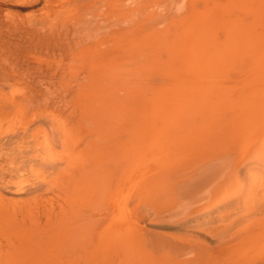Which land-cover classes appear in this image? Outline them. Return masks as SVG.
I'll return each instance as SVG.
<instances>
[{"label": "bare ground", "instance_id": "obj_1", "mask_svg": "<svg viewBox=\"0 0 264 264\" xmlns=\"http://www.w3.org/2000/svg\"><path fill=\"white\" fill-rule=\"evenodd\" d=\"M47 1L51 77L0 68L35 174L0 193V264H264V209L230 221L264 176V0Z\"/></svg>", "mask_w": 264, "mask_h": 264}, {"label": "rangeland", "instance_id": "obj_2", "mask_svg": "<svg viewBox=\"0 0 264 264\" xmlns=\"http://www.w3.org/2000/svg\"><path fill=\"white\" fill-rule=\"evenodd\" d=\"M45 8L49 12L45 11L46 10ZM49 9H51V2L48 3L47 0H0V48H1L0 49V68L1 69L5 68L6 70H9L10 72H13V71L15 72L17 70L19 71V72L18 71L15 72V73H17L16 74L17 75V81H18V84L20 85L19 86L20 90H24L25 86H26L25 88L35 90L36 89V82L38 80L50 78L51 73H52V64L51 63L57 62V60H58V59L56 60V58L54 60L53 58L58 57L59 52L63 48V46L60 45V43L58 42L57 36L54 37L51 34H49V31H48L49 28H46V27H45V29L43 28L44 31L42 28L39 29L40 26L46 25V22L41 21V19L44 18L45 15H46L45 18L50 15L48 17V19H52L54 17L52 14H50ZM40 16L42 18H40ZM37 17H39V18H37ZM39 19L42 22V24H44V25H42L41 22L38 21ZM28 21H31V22H28ZM27 22H28V24H27ZM32 22L36 23V24H33ZM24 24H26V25H24ZM9 25H10V27H9ZM38 25H40V26L37 29L36 26H38ZM14 28H16L17 31ZM58 28H59V25H58ZM34 29H36V30H34ZM10 30H13V33ZM37 30H39V31H37ZM45 31H47V32H45ZM38 34H40V35H38ZM47 34L50 35V37H52V39L51 38L46 39V37H49V36H47ZM40 37H43V39ZM38 38L41 42L38 41ZM45 39L47 41H49V39H50L51 41L47 42ZM52 41H53V43H52ZM37 43H38V45H37ZM44 43L46 46L44 45ZM51 44L53 45V48H52ZM39 45L42 47V49L40 48ZM16 46H18V48L20 46L21 49H18ZM48 46H51V47L47 48ZM15 47H16V50L14 49ZM22 47H24V48H22ZM27 48H29V49H27ZM36 48H38V49H36ZM23 49H24V51H23ZM26 49H27V51H26ZM40 49L41 50L45 49V50L40 52ZM63 50H64V48H63ZM34 51H36V52H34ZM48 51H50V52H48ZM18 52H20L21 54ZM27 52H28V54H27ZM37 52L38 53L40 52L39 56H38ZM24 53H26V54H24ZM31 53H32V55H30ZM41 53H43V55ZM16 54L19 57V60L17 63L15 62L18 59V57H16ZM35 54L37 56H33ZM47 54H49L50 57H48L49 55H47ZM40 55H42V58ZM26 59H28V61H25ZM31 59H35V60L37 59V62H35V60H31ZM49 60L50 61L54 60V61H52L50 63ZM42 61H44V62H42ZM6 62L8 64H6ZM23 62L26 64H24ZM29 63H31V64H29ZM37 63H38V65H37ZM3 64L5 67L3 66ZM34 64H36V65H34ZM23 65H25V66H23ZM12 66H14V67L16 66V67L14 68ZM44 67H46V68H44ZM11 68H14V70ZM20 68H22L25 71L21 70ZM41 68H42V70H41ZM48 68H50V69H48ZM35 70H37V74H36ZM31 72L35 73L36 76H34L35 74L33 75ZM39 73H40V75H39ZM18 74H20L21 76L19 77ZM22 75H24V76H22ZM33 77H34V79H33ZM25 79H27V80L25 81ZM33 80H34V82H33ZM24 83H26V84H24ZM1 85H0V87H1ZM22 85H24V86H22ZM3 89L5 90V92L7 91L6 88H3ZM24 91H26V90H24ZM0 92H1V90H0ZM10 124H6V122H5V123H3L4 126L0 129V193L1 194H5V190H7L9 188H13V189H19V188H23V187L27 188L30 186V184H32L35 181L34 180L35 174L33 173V171H31V166L28 163L30 160V157L26 156V154H25V151H26L25 143L28 140L22 138V136L20 134L21 132L19 131V129L21 127H20V123L18 121L15 122L14 125L13 124L10 125ZM47 126H48V124L42 125V128L38 129V132L40 130H43V131H40L39 134L35 130L37 132V135H39V136L36 135L37 138L40 139V137H42L45 133L46 134L49 133V129L46 128ZM45 172L47 174H50L51 170L47 169V170H45ZM259 176H260L259 186H257L255 189H252L250 194H249V200H250L248 203L249 207L247 209H245L244 211H241L239 214L232 213L233 215L234 214L235 215L230 217V221L233 222V221H238L241 219L242 220L247 219L248 217H251L252 215H254L256 213H259L260 211H262L264 209V176H262V175H259ZM55 193L56 192H53L50 194V198H49V200L45 201V204H47L48 201H51V198L53 196H55ZM48 207H49V205L47 206V208ZM43 209H44V207L39 206L37 210L41 212ZM23 210H26V208L24 207ZM228 212L231 213L232 211H228ZM224 215L225 214L222 213L220 216L223 217ZM142 218L144 219L145 216H142ZM227 226H228V222H226L225 224H219L218 226L208 225L204 228L203 232L208 237L215 238L216 235L218 233L224 231ZM193 232L196 234L202 233V231H196V230L191 231V233H193ZM0 241H1L0 260L1 259L3 260V258H5V253H6L5 249L6 248L3 245L4 242H3L2 238H0Z\"/></svg>", "mask_w": 264, "mask_h": 264}]
</instances>
